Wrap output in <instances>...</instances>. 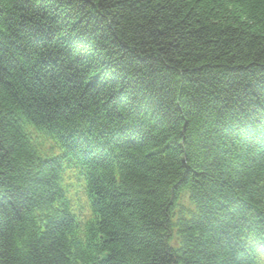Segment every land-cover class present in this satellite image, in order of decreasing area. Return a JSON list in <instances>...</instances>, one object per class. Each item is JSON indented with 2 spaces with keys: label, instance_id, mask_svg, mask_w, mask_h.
I'll use <instances>...</instances> for the list:
<instances>
[{
  "label": "trees",
  "instance_id": "16d2710c",
  "mask_svg": "<svg viewBox=\"0 0 264 264\" xmlns=\"http://www.w3.org/2000/svg\"><path fill=\"white\" fill-rule=\"evenodd\" d=\"M73 166L101 264H257L264 0H0V264L77 263Z\"/></svg>",
  "mask_w": 264,
  "mask_h": 264
},
{
  "label": "bare ground",
  "instance_id": "6f19581e",
  "mask_svg": "<svg viewBox=\"0 0 264 264\" xmlns=\"http://www.w3.org/2000/svg\"><path fill=\"white\" fill-rule=\"evenodd\" d=\"M49 214L51 213V212H48Z\"/></svg>",
  "mask_w": 264,
  "mask_h": 264
}]
</instances>
